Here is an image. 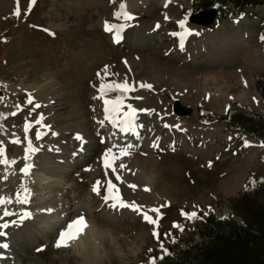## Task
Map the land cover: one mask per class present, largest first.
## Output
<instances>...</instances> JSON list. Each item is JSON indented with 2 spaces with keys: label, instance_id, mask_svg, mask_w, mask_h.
<instances>
[{
  "label": "rangeland",
  "instance_id": "obj_1",
  "mask_svg": "<svg viewBox=\"0 0 264 264\" xmlns=\"http://www.w3.org/2000/svg\"><path fill=\"white\" fill-rule=\"evenodd\" d=\"M131 1L138 3L140 0H115L114 3L109 0H35L31 12L25 16L29 0H19L21 16L16 18L12 13L17 0H0V97H3L0 101V113L7 115L5 121L0 120V125H3L0 143L6 149L7 157L16 161L10 168L0 165V197L12 199L13 202L4 207L15 213L3 217L4 220L0 218V225L9 224L4 230L0 229L6 233L0 236V244L9 242L15 232L19 236L27 235L30 242L35 237L40 243L24 254L26 261H29L26 264H149L150 260H156L165 252L170 253L201 242L202 237L195 232L191 219L181 216V211L196 212L197 216L205 214L215 218H230L242 223L241 217L235 213L233 202L243 190L249 195L247 199L255 200L261 209L264 208V147L251 137L239 138L236 130H231L221 121L201 122L198 118L200 112L217 116L225 114L214 113L213 108L209 107L212 104H207L200 93L195 91L198 88L196 74L206 73V91L218 93L216 91L220 89L222 93L233 97L244 92L246 87L243 78L248 77L252 79L250 90L255 91L260 98L259 106L253 109L246 101L234 100L229 101L225 110L241 108L248 117L264 118V41L261 40L264 36V7L257 6L239 13L228 6L219 11L216 21L207 27L193 26L186 20L188 30H196L211 37L210 39L217 35L215 38L218 43L207 45L203 49V42L198 43L197 50L184 54L179 48L180 28L171 13L177 6L175 4H179L180 17L188 18L195 12L207 9L204 1L173 0L175 4H169L166 8L162 6L161 0H146L137 9H133L135 19L129 22L130 26L122 33V37L130 33L133 45L139 46L153 23L158 22L160 26V31L155 32L157 37L150 49L139 51L113 43L112 33L104 31L105 21L120 23L113 19V12L118 9L119 4ZM169 6L172 7L171 10L166 11ZM164 14L169 15V19H162ZM243 20L246 21V33L241 38L237 23ZM172 33L177 35L173 36ZM231 35L238 38L239 44L243 43L255 52L256 64L249 65L248 56L244 57L238 50L228 52L224 37ZM142 43L145 45V42ZM105 66H108L110 73L117 74L108 77V80L121 81L127 78L138 88L131 97L143 99V96L150 94L148 96L160 100L159 108L165 113L171 111L173 115L172 106L178 100L189 111L185 117H177V122L184 127L191 129L196 125L194 127L206 130L221 126L220 130L214 129L207 141L199 136L187 139L181 133L182 130H169L160 123L161 118H156L152 120L150 127L145 128L141 139L136 141L138 144H152L149 151L155 169L150 174L155 176L160 191L156 190V200L152 197H141V200L137 195L138 189H135L134 195L144 204L145 211L149 208L160 209L161 218L159 227L156 228L159 239L153 237V226L144 222L140 215H121L104 207L102 197L106 178L99 157L93 155L94 158L92 156L91 159V156H87L89 160H85V164L75 163L74 158L80 160L81 155L78 153L85 146L93 147L96 151L95 142L91 146L92 140L99 142L102 138L109 144L113 143L116 136L115 132L112 136L108 131L110 126L101 132L94 131L98 121L91 122L92 127L81 122H68V115L73 109L72 100L84 107L82 113L85 112L89 119L99 120L104 116L102 102L94 97L98 95L96 87L100 83L96 74L101 72L103 76ZM236 69L243 70L244 77L232 80L224 78L228 73L236 74ZM216 76L218 79L214 81L212 77L217 78ZM148 77L155 79L152 89L140 88V82ZM166 82H171V85L165 84ZM52 83L60 86L65 96L62 100L56 99L51 106L55 123L47 118L50 116L48 112L41 110L46 97L43 90ZM29 96L33 100L31 105L26 103ZM140 100L129 99L127 102L137 109H148V105L143 106ZM36 104H41L40 109L33 108ZM212 106L214 109L217 107ZM10 110L18 114L8 117ZM39 115L43 116V124L49 127L40 129L46 134L39 141L35 139V131L39 126L29 132L33 146L39 150L28 160L32 167L25 176L20 172L25 163L23 123L26 117L34 121ZM106 135L107 138H103ZM77 136L82 139H76ZM15 138H19L21 144L9 143ZM245 142L248 146H245ZM105 143H101V152L106 149ZM66 150L68 154H65ZM128 151L125 163H128L130 156L136 154ZM138 167L148 171L149 166L140 163ZM89 168L94 175L85 170ZM6 172L7 179H4ZM59 179L67 181V186H62L64 182L58 183ZM250 180L254 184H250ZM96 181H101L99 195L92 191ZM232 181H235L234 191L227 192L224 184ZM21 184L29 193L28 201L24 204L15 202L17 193H21L23 199ZM4 207H0V217ZM24 213H30V218L21 219ZM81 215L88 225L86 236L92 232L94 239L96 237L93 242L96 243L99 260L90 261L84 255L88 248L81 249L77 245L54 247L60 231ZM149 215L156 219L155 213ZM61 220L62 228H55L54 225H58L55 223ZM174 223L180 225L183 231L173 227ZM22 260L20 258L19 263ZM0 263H3V259H0ZM3 264L18 263L10 260Z\"/></svg>",
  "mask_w": 264,
  "mask_h": 264
},
{
  "label": "bare ground",
  "instance_id": "obj_2",
  "mask_svg": "<svg viewBox=\"0 0 264 264\" xmlns=\"http://www.w3.org/2000/svg\"><path fill=\"white\" fill-rule=\"evenodd\" d=\"M128 1V0H127ZM146 0H140L138 3L137 2H134V1H131V2H128V3H125L127 5V11L129 13L132 14L133 12V9L135 10V8L137 9L139 7V5H142L143 3H145ZM162 1V6H164V2L165 0H161ZM185 3V2H184ZM170 4H175L173 0H171V3ZM177 5L176 8H174V11L173 13H171V16L175 19V21L178 22L181 21V20H185L184 18L180 17V5L179 4H175ZM172 7L169 6V8L166 10V11H170ZM165 12V11H164ZM165 15L167 14H164L163 15V18L162 19H165ZM169 17V15H167ZM238 24V29L237 31L240 32V36L239 37H244L243 34L246 33V29H245V24H246V21L243 20V21H240L237 23ZM157 25H159V23L155 22L152 24V26L150 27L149 31H147V33H145V36L142 40V42H145V45L142 43V42H139V46H135L132 44V39L130 38V33H128L125 37L123 36L122 39L120 40L119 43L117 44H123L125 48H131V50H148L150 49V45L151 43L153 42V40L157 37V33H155L156 31L159 32L160 31V26L157 27ZM147 26V25H146ZM190 32H192L193 34L192 35H188L185 37L184 41H183V47L181 48V46L179 47L180 50L184 53V54H187L189 52H193L195 50H197L198 48V43H202L203 42V46L201 47L202 49L205 48V46L209 45V46H213V45H216L218 42H216V36L217 35H214L212 37V39H210L211 37H206L204 35H202V33L196 31V30H189ZM182 30L180 29V33L181 34ZM216 33V32H215ZM214 33V34H215ZM241 33H242V36H241ZM113 36V34H111ZM135 36V35H134ZM195 39V40H194ZM113 40V39H112ZM134 40V39H133ZM224 40L226 41V49L228 50L229 53H232V52H236L237 50L243 55L244 54V57L248 56V60H249V65H254L256 64V56H255V52L248 49L247 47H245V45L243 43L239 44V42L237 41L238 38L234 37V36H227V37H224ZM180 44V43H179ZM136 57H133V59H135ZM264 58V57H263ZM259 61V60H258ZM262 61V60H260ZM142 62V61H141ZM244 63V62H243ZM198 66V65H197ZM246 66V64H245ZM167 67V66H166ZM237 71H235L236 74H231V73H228L226 76L224 75V78L226 79V77H229L231 78L230 80H232V78L234 79H237L236 77H244L242 76L243 75V70H240V69H236ZM209 71V70H208ZM211 73V72H210ZM212 74V73H211ZM214 75V73L212 74ZM211 75V76H212ZM216 75V73H215ZM221 76V75H220ZM217 77V76H216ZM222 77V76H221ZM214 78L213 80L217 81L218 77L215 78V77H212ZM212 78H211V81H212ZM227 78V79H229ZM220 79V78H219ZM242 79V78H241ZM240 79V81H241ZM244 79V83H245V90L244 92H242L240 95H235L234 97L233 96H229L228 94H225V93H222L221 91H219L220 89H218V93H215V92H208L206 90L208 89H204L205 85V82L207 81L206 80V73L203 74V73H200V74H196L195 75V82H196V85H197V89L195 90L196 92L200 93V95L204 98L203 100H205L207 102V104H212V105H217V107H214L211 105L209 106L210 108H213L212 111L214 113H223L225 111V108L228 106L229 104V101H234V100H238V101H243V102H247V104L255 109L257 106H259L260 104V98L258 96V94L255 92V91H251L250 90V87L252 85V79L248 78H243ZM222 80V78H221ZM122 81V80H121ZM210 81V80H209ZM208 81V82H209ZM210 81V82H211ZM219 81V80H218ZM155 82V79L154 77H148V79H145L143 81L140 82V84H150L151 86L153 85V83ZM168 83L171 85V82H166L165 84L168 85ZM132 84V83H131ZM134 85V84H133ZM166 85V86H167ZM175 85V84H173ZM189 86V85H188ZM187 86V87H188ZM193 88V87H192ZM195 88V87H194ZM206 88V87H205ZM138 89V88H137ZM184 89V88H183ZM185 90V89H184ZM188 90V88H187ZM190 91V90H189ZM43 92L45 93V97L43 102H42V108L41 110L43 109L46 112H48L50 114V116H48L47 118L50 119V121H52L53 123H55V119L54 117H52V109H51V106L56 102V99H63L65 96L63 95V92H62V88H60V86H57L56 83H52L51 85H49V87H47L45 90H43ZM188 92V91H187ZM186 92V93H187ZM97 93V92H96ZM95 94V93H94ZM189 94V93H188ZM191 94V93H190ZM195 94V93H194ZM43 95V94H42ZM96 95V94H95ZM134 96L135 93L132 92L130 93V96ZM150 95V94H148ZM143 96L144 98L140 100V103L144 106L146 104V106L148 107L149 110H153L151 111V113H147V112H139L138 113V116H137V120H136V124L138 125V127L136 128L135 130V133H124V132H121L119 131L118 129H115L111 126V124H109L107 121H104V116L101 117L99 120L98 119H94V118H91L89 119L88 115H86V113H82L84 107L83 106H80L78 102L75 103V101L73 102V100L71 101V105L73 106L71 113L69 116V119H68V122L69 123H75V122H81L83 124H87L88 127H92L91 126V122H95V121H98V124L96 126H94V131H99L101 132L102 130H104V128H108L109 126L111 127L110 129H108V131L111 133L112 136H114V132L116 133V136L115 138H113V143H109V144H106L103 139L101 138V140L98 142V141H95V140H92V145L91 146H94V142H95V145L94 148H96V151H94L93 147H88V146H85V148L83 150H81L78 155H81V158L80 160L79 159H75V163L76 164H82L84 163V161L86 160L88 162V157L87 156H91V159H92V156L93 155H96L97 157H99L101 159V156L102 154L107 150L108 146L109 148H112L113 149V152H115V149H118L120 147V145H122L120 148H124V147H127L128 150H130L131 152H134L136 154H134L133 156H130L131 158L129 159L128 163L124 162L126 161V158H128L127 156H124L122 159H118L116 161V166H117V173L122 177L124 183H120L119 181H116L115 179V174H113L111 172V170H105L103 168V172L105 173L106 171H108V176L105 178L106 179H110L112 180L114 183L117 184V186L120 188L121 190V195L122 197L124 198V200L126 202H132V201H135V203L137 205H142L144 206V204L142 203L141 204V200L142 198L141 197H145V198H151L152 199L154 198V200H156V190L160 187V185L158 184V182L155 180V176L150 174V171H153L155 169L154 167V164H153V161L151 160V157H150V149H151V142H145V143H142V144H138V142L136 141H139L141 139V136L143 134H145L144 130L145 128H148L150 127V124H152V120L153 119H156V118H161L160 119V123L165 126V125H168V127H165L169 130H172V129H178V130H182L181 133H183V135L187 138V139H193L195 138L196 136H199L202 140L204 141H207L210 139V136L212 135V133L214 132V129H219L221 126L218 125L219 127H215V128H208L206 130H202V129H199V127H194L192 126V128H187V127H184L183 124H179L177 122V120L179 119L178 116L176 115H172V112L171 111H168V113H165L163 110H161L160 106L158 105V103H160V100L159 99H156L155 97L153 96ZM181 95V94H180ZM186 95V94H185ZM150 97V98H149ZM230 97V98H229ZM174 99H176V97L174 96L173 97ZM255 98V99H253ZM39 99V98H38ZM182 99V97H181ZM187 99V98H185ZM189 100V99H188ZM38 101V100H37ZM183 101V100H182ZM128 103V102H127ZM41 105V104H40ZM59 105V103H58ZM55 106V105H54ZM145 106V107H146ZM134 107V106H133ZM160 107V108H159ZM208 107V106H207ZM34 108V107H33ZM137 108V107H135ZM1 109V107H0ZM40 109V108H39ZM170 110V109H169ZM11 113V110L7 113L9 114ZM47 113V114H48ZM103 115V114H102ZM11 115H8V117H10ZM178 117V119H177ZM91 120V121H90ZM5 121V120H4ZM103 121V123H101ZM51 123V122H50ZM157 123V122H155ZM158 124V123H157ZM179 124V125H178ZM80 126V125H79ZM108 126V127H107ZM178 126V127H177ZM63 127V126H62ZM76 127V126H75ZM88 127L86 129H88ZM67 128V127H66ZM73 128V127H72ZM85 128V126H84ZM201 128V127H200ZM89 130V129H88ZM147 130V129H146ZM220 130V129H219ZM90 131V130H89ZM65 133V132H64ZM84 133V132H83ZM82 133V134H83ZM92 133V132H91ZM108 135V134H107ZM107 135L104 136L103 138H107ZM67 136V134H66ZM87 136V135H86ZM63 138V137H62ZM86 138V137H85ZM88 138V137H87ZM95 139V138H94ZM88 140V139H87ZM85 140V141H87ZM62 141V140H61ZM84 141V143H85ZM63 142V141H62ZM66 142V141H65ZM105 143L106 144V149L104 150L103 149V152H101L100 150H102L101 146L102 144L101 143ZM181 142V141H180ZM69 143V142H68ZM72 143V141H71ZM77 144V143H76ZM86 144V143H85ZM40 145V143H39ZM100 146V147H99ZM101 149H99V148ZM116 147V148H115ZM76 148V147H75ZM104 148V147H103ZM108 148V149H109ZM52 149V147H51ZM71 150V149H70ZM44 151V150H43ZM78 151V150H77ZM137 151V152H136ZM76 152V151H75ZM96 152V153H95ZM65 154H68V150L65 151ZM77 154V153H76ZM77 156V155H76ZM75 156V157H76ZM64 157V156H63ZM95 157V158H97ZM62 158V157H61ZM87 158V159H86ZM94 158V156H93ZM82 159V160H81ZM65 160V159H64ZM69 160V159H68ZM72 160V159H71ZM99 160V159H97ZM66 161V160H65ZM85 161V162H86ZM90 162V161H89ZM124 164L126 165V167L121 170L119 169V165L120 164ZM140 163H143L144 165H148V171H145V169L143 168H139L138 165ZM85 164V163H84ZM87 165V164H86ZM82 166V165H81ZM96 166V165H95ZM128 166V168H127ZM77 167V166H76ZM79 167V166H78ZM92 167V166H91ZM130 167V168H129ZM90 169V168H89ZM74 170V169H73ZM92 171V169H91ZM91 171H88L91 175H94L95 173H92ZM97 171V170H96ZM45 180H48L49 181V178L45 177L44 178ZM68 180V179H67ZM63 183V187H66L67 186V181L63 180V179H59V182L58 183ZM128 184H133V185H136V189H138L139 193L137 194L139 197L138 198H141L140 201H138V198H136V196L134 195V191L129 188L127 185ZM234 184H235V181H232V182H229V183H225L224 184V189L227 191V192H232L234 191ZM46 185V184H45ZM48 187V186H47ZM147 188V189H150L149 191H144V189ZM162 189V188H161ZM159 190V189H158ZM163 190V189H162ZM160 191V190H159ZM52 192V190H51ZM143 192V193H142ZM148 192H150L151 194H149ZM164 192V191H163ZM44 194V193H43ZM149 194V195H147ZM158 194V193H157ZM160 195V194H159ZM43 197V196H42ZM144 200V199H143ZM148 200V199H147ZM145 201V200H144ZM148 202H152V200H148ZM111 201H109L108 203H105L104 207L106 206V208H109L110 210H113L114 212H118L119 214L121 215H128V214H131V215H134V216H137L138 214L131 211L130 209L128 208H120V207H112L111 206ZM146 203V202H145ZM147 206V205H146ZM150 206H154V204H150ZM1 211V210H0ZM145 211V209H144ZM227 211H225L226 213ZM57 218V217H56ZM110 218V217H109ZM3 219V218H2ZM6 219V218H5ZM4 220V219H3ZM73 220V219H72ZM143 220V219H142ZM117 221V220H116ZM5 222V221H4ZM67 222V221H66ZM111 222V221H110ZM3 223V222H2ZM1 223V224H2ZM63 220H61L60 222L58 221V223H55V224H58V225H54L55 228H62L63 224ZM65 223V222H64ZM65 225V224H64ZM17 227V226H16ZM66 228V226L64 227V229ZM1 229V228H0ZM5 228H3L4 230ZM14 229V228H13ZM19 229V228H18ZM45 230V229H44ZM95 230V229H94ZM86 231L87 229H85V232H84V238H79L75 243L71 244V245H77L78 246H81L82 248L81 249H85V248H88L85 252H84V255H86V257L90 260V261H93V260H99L100 258H97L99 253H97V247H96V243L93 242L94 239V235L92 232H90L91 235H88L86 236ZM96 231V230H95ZM94 231V233H95ZM14 232V231H13ZM18 232V231H17ZM22 232H25V231H22ZM19 233V232H18ZM31 233V232H30ZM38 233V232H37ZM40 233V232H39ZM28 234V233H27ZM33 234V233H32ZM21 235V234H20ZM30 235V234H29ZM34 235V234H33ZM38 236V235H37ZM96 236V234H95ZM144 236V235H143ZM7 237V236H5ZM4 238V237H3ZM35 238V237H34ZM30 239L31 242L28 240V237L27 235H21L19 236V234L17 235L16 232L14 235H12L10 238H9V242L6 241L5 244H7V247H1L0 248V259H3V263L7 262V261H10V260H15V263H18V264H26V263H29V261H26V257L24 256V254H27L29 252L30 249H33L35 245L39 244L40 241H36V239ZM39 238V237H38ZM2 239V238H1ZM41 239V238H40ZM99 239V238H98ZM103 239V237H102ZM115 239V238H113ZM141 239V238H140ZM8 240V239H7ZM38 240V239H37ZM2 241V240H1ZM94 244H93V243ZM91 243L93 244V247H91ZM113 243V242H112ZM111 246V245H110ZM106 249V248H105ZM20 258H22V263L20 261ZM87 259V260H88ZM86 261V260H85ZM12 262V261H11ZM89 262V261H88ZM96 262V261H95ZM3 263H0V264H3ZM87 263V262H86Z\"/></svg>",
  "mask_w": 264,
  "mask_h": 264
},
{
  "label": "snow or ice",
  "instance_id": "obj_3",
  "mask_svg": "<svg viewBox=\"0 0 264 264\" xmlns=\"http://www.w3.org/2000/svg\"><path fill=\"white\" fill-rule=\"evenodd\" d=\"M110 3H114L115 0H109ZM35 0H29L28 4V12H26L24 15H28L31 12L32 6L34 5ZM171 3V0H165L164 7H168V5ZM13 16L16 18H20L21 12H20V6H19V0H17L16 8L14 12L12 13ZM113 19L116 21H120V23H109L108 21H105L104 23V31L106 33H112V39L113 43H119L122 39V33L125 30L126 27L130 26V21L135 19L134 15L129 13L127 11V5L124 2H121L119 4V7L116 11L113 12ZM165 19H169L167 15H165ZM186 20L187 17H185V20H181L178 22V27L182 30L179 39H180V46L183 47V41L186 36L192 35L193 33L190 32L186 28ZM159 27V25H157ZM171 35L176 36V33H172ZM261 40L264 41V36L261 37ZM126 63V62H125ZM103 76L101 75V72H97V78L100 80L99 85L96 87V91L98 95L94 97V99H98L102 102V111L104 115V121H107L111 126L115 129H118L121 132L124 133H135L136 128L138 125L136 124L137 116L139 112H147L151 113L153 110L149 109H137L133 107L132 104L127 103L129 99H142V97H131L130 93L135 92L137 90V87L131 84L127 78H125L122 81H116V80H108V77L117 75L115 73H110L108 71V66H105L102 70ZM107 81V82H106ZM6 87V86H5ZM140 88H145L148 90L152 89V86L150 84H140ZM255 99V98H253ZM3 100V97H0V101ZM27 104L31 105L33 103L32 97L29 96L27 101ZM19 108L20 106L17 105ZM40 105L36 104L34 106L35 108H39ZM33 109V110H34ZM18 113L13 111L9 113L8 115L16 116ZM31 116V112H29V117ZM7 119V115L0 113V120ZM103 123V121L101 122ZM36 126H39L37 130L35 131V139L37 141L43 139V135L46 133H42L40 129L49 127L43 124V116L39 115L35 118L34 121H30L28 117L25 118V121L23 123V132H24V141H26V146L24 147V167L20 169V172L23 173V175L27 176L30 172V169L32 165L28 163V160L30 159L31 155H34L39 149L33 146L32 140L29 138V132L32 131V129ZM165 127H168V125H165ZM178 127V126H177ZM3 129V125H0V130ZM2 134V132H0ZM55 135V133H53ZM13 136H15V133H13ZM76 139H82L81 137L77 136ZM9 143L19 145L21 144V140L19 138H15L9 141ZM245 146H248L247 142H245ZM264 147V145H261ZM129 151L127 147L120 148L117 152H113L112 148L107 149L101 156V166L105 170H111L113 174H115L116 181H119L120 183H124L122 177L117 173V166L116 161L118 159H122L124 156L128 155ZM16 164V161L10 160L6 155V149L3 146L2 143H0V165H4L6 168H10L12 165ZM211 166V165H209ZM119 169L123 170L126 165L120 164ZM86 171H90L91 169H85ZM108 171L105 172V176H108ZM4 179H7V172L4 175ZM250 184H254V181H249ZM100 185L101 181H96V183L92 186V191L94 194L99 195L100 194ZM129 188H131L133 191L136 189V185L128 184ZM23 199H21V193L16 194L15 202L18 204H24L28 201V190L24 188L23 184H21ZM150 189L145 188L144 191H149ZM103 200L105 203H108L111 201L112 207H120V208H128L131 211L137 213L140 215L144 222H146L149 225L153 226L152 235L154 238L159 239V233L156 231V228L159 227V219L160 216V209L159 208H149L147 211H144V206L137 205L135 201L132 202H126L124 198L121 195V190L117 186L116 183H114L110 179H106V186L104 188V195ZM13 201L10 198L6 197H0V207H4L7 204H11ZM50 211V210H49ZM149 213H155L156 219H153ZM15 215V213L9 211L6 207H4V211L2 213V217H8ZM181 216H183L185 219H194L197 216L196 212L191 213H185L181 211ZM30 218V213H24L21 219ZM9 226L8 223H4L0 225V228H7ZM88 227L87 222L83 215L77 217L75 220L68 223L65 229L61 230L58 238L54 244V247L56 248H67L70 247L71 244L75 243L83 234L85 229ZM173 227L178 228L179 230L183 231V228L178 224H173ZM6 233L0 231V236H4ZM168 235V234H166ZM0 247H7L6 244H0ZM161 248L163 249V245H161ZM42 249H38V251H41ZM167 253L165 252V255ZM149 264H155V260H150Z\"/></svg>",
  "mask_w": 264,
  "mask_h": 264
},
{
  "label": "trees",
  "instance_id": "obj_4",
  "mask_svg": "<svg viewBox=\"0 0 264 264\" xmlns=\"http://www.w3.org/2000/svg\"><path fill=\"white\" fill-rule=\"evenodd\" d=\"M203 1L207 9H215L218 14L228 6L239 13L257 6L264 7V0ZM199 120L206 123L221 121L231 130H236L239 138L251 137L264 145V118L248 117L241 108L228 110L224 116L202 113ZM247 197L249 195L243 190L233 202L235 213L241 217L242 223L230 218L199 215L193 222L202 237L201 242L162 255L155 260V264H264V208L261 209L255 200Z\"/></svg>",
  "mask_w": 264,
  "mask_h": 264
},
{
  "label": "water",
  "instance_id": "obj_5",
  "mask_svg": "<svg viewBox=\"0 0 264 264\" xmlns=\"http://www.w3.org/2000/svg\"><path fill=\"white\" fill-rule=\"evenodd\" d=\"M216 18L215 9L202 10L188 17L189 24L197 27H207L213 24ZM188 109L182 106L178 101L173 103V113L180 117H185L188 114Z\"/></svg>",
  "mask_w": 264,
  "mask_h": 264
}]
</instances>
